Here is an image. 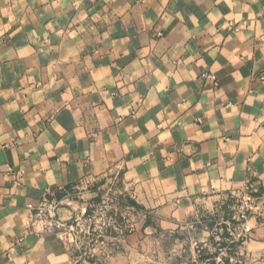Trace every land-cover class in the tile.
<instances>
[{
    "label": "crops",
    "instance_id": "0c3cea01",
    "mask_svg": "<svg viewBox=\"0 0 264 264\" xmlns=\"http://www.w3.org/2000/svg\"><path fill=\"white\" fill-rule=\"evenodd\" d=\"M245 186L264 194V0H0V264H75L30 234L46 193L64 220L113 195L133 229L80 264H138L209 240Z\"/></svg>",
    "mask_w": 264,
    "mask_h": 264
},
{
    "label": "built area",
    "instance_id": "2783aa9c",
    "mask_svg": "<svg viewBox=\"0 0 264 264\" xmlns=\"http://www.w3.org/2000/svg\"><path fill=\"white\" fill-rule=\"evenodd\" d=\"M231 199L236 203L237 218H228L212 228H206L209 240H193L202 264H252L245 248L253 232L248 218L251 215L257 218L264 216V194L254 193L249 186H245L232 194ZM73 200L69 194L64 199H58L55 193H46L39 201L29 204L30 234L42 238L56 237L73 254L77 253L73 256L75 264L82 261L100 262L106 259L109 245L112 244L111 248L117 250L116 242L125 237L120 218H127L122 215L117 199L106 193L101 195L98 203L79 204L73 209L71 219H62L60 210ZM129 225H125L127 232L133 228ZM112 236L115 238L110 242Z\"/></svg>",
    "mask_w": 264,
    "mask_h": 264
},
{
    "label": "rangeland",
    "instance_id": "374dc122",
    "mask_svg": "<svg viewBox=\"0 0 264 264\" xmlns=\"http://www.w3.org/2000/svg\"><path fill=\"white\" fill-rule=\"evenodd\" d=\"M231 196L232 195H230V197ZM235 205H236L235 200L231 199L229 212H225L224 214L221 215L215 214L216 217L211 216L210 218L205 219V221L207 222L203 224V227L212 228L216 226V224L220 223L225 219L237 218L238 214ZM260 209L262 210V206L260 207ZM125 213L126 211L125 212L122 211V215L126 217L127 220L120 218V222H122L123 224L122 226L124 227V233L127 234L130 231L128 232L126 231L125 225H128L129 223L131 224V222L127 223V221H129V218L128 216H126ZM254 217H255L254 215H251L250 218H248V221H250V219ZM261 218L264 219V216ZM188 238L182 237V239H178V241H175L174 239L166 240L165 242L163 241L155 245H152L150 246V250L147 252L148 254L146 256H142V255L138 256L137 258L140 261L136 260V262L138 264H202L201 263L202 259L200 260L198 258L195 247L193 245V241H191L190 238L189 239ZM204 241H200V242H204ZM116 244L119 243L116 242ZM223 246L224 245H222L221 247ZM215 248H219V247L215 246Z\"/></svg>",
    "mask_w": 264,
    "mask_h": 264
}]
</instances>
